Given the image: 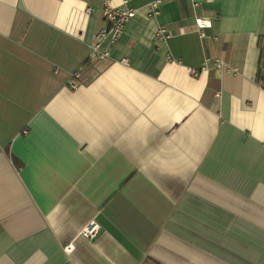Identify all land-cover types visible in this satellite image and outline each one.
Here are the masks:
<instances>
[{
    "label": "crops",
    "instance_id": "1",
    "mask_svg": "<svg viewBox=\"0 0 264 264\" xmlns=\"http://www.w3.org/2000/svg\"><path fill=\"white\" fill-rule=\"evenodd\" d=\"M104 1L0 0V264H264V0Z\"/></svg>",
    "mask_w": 264,
    "mask_h": 264
},
{
    "label": "built area",
    "instance_id": "2",
    "mask_svg": "<svg viewBox=\"0 0 264 264\" xmlns=\"http://www.w3.org/2000/svg\"><path fill=\"white\" fill-rule=\"evenodd\" d=\"M159 5L160 1L156 0L152 3H150L147 6L146 13L149 17H156L159 14ZM90 11V9L88 10ZM136 10L128 7L127 5H123L120 8H112L109 4L108 0L104 1V8L102 12V16L104 21L108 24L107 28H103L99 30L98 34L96 35L97 44L92 48V51L90 53V57H98V58H104L107 56V53H100L99 52V44L104 39L108 38L111 42L116 41L124 32V29L126 25L135 17ZM196 26L198 28V32L201 38H205V29H208L211 27V24L208 20L203 19H197L196 20ZM169 38V35L164 27H160L156 34V39L158 41H165ZM168 59H170L168 57ZM213 68L218 71H224L228 73H236L235 69L229 68L222 57L216 58L212 61L209 59L204 60L199 70H193L191 71V74L193 77H197L199 72L208 70L209 68ZM264 74V71H263ZM77 76V74L73 75ZM264 76V75H263ZM99 227L95 225L94 222H91L88 226H86L81 231V236L93 239L97 233H98ZM72 245H68L64 248V253L69 255L72 252Z\"/></svg>",
    "mask_w": 264,
    "mask_h": 264
}]
</instances>
